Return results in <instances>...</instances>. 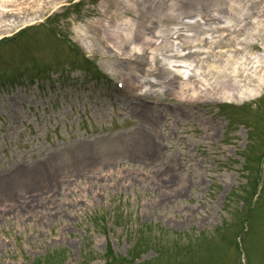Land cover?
I'll list each match as a JSON object with an SVG mask.
<instances>
[{
    "label": "rangeland",
    "instance_id": "374dc122",
    "mask_svg": "<svg viewBox=\"0 0 264 264\" xmlns=\"http://www.w3.org/2000/svg\"><path fill=\"white\" fill-rule=\"evenodd\" d=\"M1 1L0 264H264V86L181 101L170 65L120 92L129 57L98 32L160 30L156 62L193 35L258 60L264 0Z\"/></svg>",
    "mask_w": 264,
    "mask_h": 264
},
{
    "label": "bare ground",
    "instance_id": "6f19581e",
    "mask_svg": "<svg viewBox=\"0 0 264 264\" xmlns=\"http://www.w3.org/2000/svg\"><path fill=\"white\" fill-rule=\"evenodd\" d=\"M121 1L122 0H119V2ZM119 2L117 3L119 4ZM187 2L188 0H173L168 8L173 10L174 6L176 8V5L185 4ZM121 3H124L123 11H130L134 7L128 1L123 0ZM124 7H126V9H124ZM16 8L17 5L11 9V7L7 6L4 2H0V12L4 14L14 12ZM112 13V15H115L116 10L112 11ZM144 13L145 12H141V14ZM108 14H110V12H108ZM99 23L101 27L98 32L101 39L108 43L109 46L113 47L119 54L129 57L128 61L131 63V66L122 65L118 71L126 78L128 85H133V87H139L138 84L141 81H146L147 79L145 76L148 74V71L152 69H158L156 73L158 77L162 72L168 74L171 71L170 65L179 72V74H176L172 79L173 87L175 86L173 93L181 101L191 100L196 97H201L206 100L253 97L258 94L259 90L264 86V56L258 60H248L245 56H241L240 59L238 55L234 57L231 54H225V51H216L214 53L209 50V47L204 46L206 43L210 42V44H215L214 48L223 47L224 45L220 40L221 37H210L208 42L207 40L204 41L202 37H195V35H193L194 37H192L191 41H188L189 36H187L182 39L177 48L170 53L172 58L167 59L163 56L162 62H156L154 56L158 49L164 51L170 49L168 48L170 44L167 36L165 37L160 33V30L155 32L150 30L151 36L145 35L146 30H149L148 24L143 22H141V24H134L127 18L119 19L114 27L108 19H104V21ZM126 25L127 27L125 28ZM217 28H220V26H217ZM180 34L181 33L178 35ZM80 36L83 38L91 37L87 32H83V35ZM158 37H161V39L159 42H156ZM232 38L233 40L236 39V37ZM81 42L84 47H88V41L81 39ZM246 44L249 43L246 41ZM232 46L236 49L239 48L238 46L240 45L234 44ZM122 47H125L126 50H123ZM230 52H232V49H230ZM139 53L144 54L143 58L147 59L142 68L136 66L135 61L133 67L131 60L132 56L139 55ZM189 57L191 61L187 63L185 60H182L183 58ZM242 57H244V59H242ZM223 61H229L230 65L225 66ZM248 62H250V64H248ZM153 63L156 64L155 67H153ZM139 73L141 75H139ZM159 79H161V76Z\"/></svg>",
    "mask_w": 264,
    "mask_h": 264
}]
</instances>
